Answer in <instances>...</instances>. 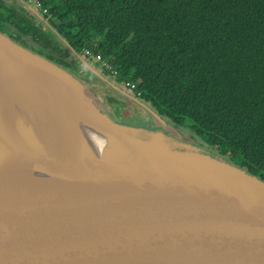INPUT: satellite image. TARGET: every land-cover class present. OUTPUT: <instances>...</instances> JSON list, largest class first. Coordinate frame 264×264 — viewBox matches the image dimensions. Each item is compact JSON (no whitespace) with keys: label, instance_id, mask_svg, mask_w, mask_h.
<instances>
[{"label":"water","instance_id":"obj_1","mask_svg":"<svg viewBox=\"0 0 264 264\" xmlns=\"http://www.w3.org/2000/svg\"><path fill=\"white\" fill-rule=\"evenodd\" d=\"M90 72L165 124L106 78L114 76ZM0 83L27 102L9 107L29 120L0 108L1 131L28 166L51 176L15 182L21 206L0 196V264H264V181L191 144L169 143L172 155L147 150L145 130L120 125L94 104L85 108L76 76L2 32ZM66 97L78 107L64 104ZM44 115L50 138L37 130ZM62 121L74 123L73 131L89 129L92 146L72 151L68 130H58ZM105 146L124 161H99L96 151ZM180 149L212 168L185 163Z\"/></svg>","mask_w":264,"mask_h":264},{"label":"trees","instance_id":"obj_2","mask_svg":"<svg viewBox=\"0 0 264 264\" xmlns=\"http://www.w3.org/2000/svg\"><path fill=\"white\" fill-rule=\"evenodd\" d=\"M37 1L45 13L0 0V32L69 71L88 51L165 122L264 181V0Z\"/></svg>","mask_w":264,"mask_h":264},{"label":"rangeland","instance_id":"obj_3","mask_svg":"<svg viewBox=\"0 0 264 264\" xmlns=\"http://www.w3.org/2000/svg\"><path fill=\"white\" fill-rule=\"evenodd\" d=\"M2 1V0H1ZM4 4L7 6L12 5L11 2H15L16 8L25 10L24 14L30 11H34L37 13L42 14V10L37 7L34 8L35 6L30 4L29 1H20V0H3ZM27 5L29 6L27 8ZM3 34H6L9 36L10 34L6 33L5 29H3ZM15 40H20L19 36H12ZM28 41L29 38H26ZM14 41V40H13ZM71 57L74 62L78 65L77 69L74 71H69L71 74L76 76L84 85V90L86 91L87 96L85 97L84 100L81 101L83 106L87 109L94 104V107H99L103 109V111L108 114L112 119L117 121L120 125L125 126V127H134V128H139L142 130H145L147 134H143L140 136L143 140H146L145 147L149 151H154V152H165V154L172 155L173 150L169 148V143L171 142H181V143H187L191 144L194 146H197L200 148V151L203 155L208 154L211 157L216 156L215 153H212L206 146L202 143L201 140L197 138V136L190 134L187 128H176L175 126H172L170 122H165V124H161L157 120H155L148 112H146L144 109H142L140 106H138L135 102L130 101L128 97H123L121 94H119L118 91L110 88L107 84L99 80L96 76H94L91 72L90 69L95 70L96 72L100 73L101 75L104 76L105 72L103 70V63H99L96 61L95 58H90L83 54L81 56L84 60V63L87 64V68L84 67L83 63L77 60L72 54ZM106 75V74H105ZM108 76V75H107ZM110 82L114 83L113 78L111 77H106ZM119 88H122L123 85L121 84L118 86ZM123 89V88H122ZM128 94H131L128 92ZM115 98L119 102L123 103L122 106L116 104L115 102L112 103V107L110 109V106H107L105 102L108 101V98ZM11 110L16 111L15 119L18 122H21L23 124H28L29 120L24 112L20 109V107L15 106L11 108ZM118 110V114L116 115ZM116 111V112H115ZM29 125V124H28ZM26 125V126H28ZM154 139L157 141V144H151L150 140ZM166 144V145H164ZM107 146H105L103 149H98L96 151L97 153V159L101 162L108 163V164H120L124 160L122 158V155L117 153L116 151H113V149H106ZM5 149L6 146L4 145V148L0 145V153L2 155L5 154ZM182 151L179 159L184 161L185 163L199 166V167H204V168H212V165L207 163L203 157L196 156L193 158L190 157H184L185 152L183 153L184 150L180 149ZM12 158L13 156L9 154ZM15 159V158H14ZM222 161L226 162L229 165L236 166L233 162L229 161L227 158H220ZM25 166H28L24 164Z\"/></svg>","mask_w":264,"mask_h":264},{"label":"bare ground","instance_id":"obj_4","mask_svg":"<svg viewBox=\"0 0 264 264\" xmlns=\"http://www.w3.org/2000/svg\"><path fill=\"white\" fill-rule=\"evenodd\" d=\"M132 92V90H131ZM132 95L137 97L133 92ZM138 98V97H137ZM67 106L73 107L76 109L78 104L72 98H63L61 100ZM21 104L22 106H27L25 100L16 95L11 90L5 89L0 83V108L3 113H6L10 118L16 115L15 110L10 109V105ZM1 111V110H0ZM45 121L41 122L37 130L40 133L45 134V137L51 136L52 128L45 130L44 123L51 122L49 115H44ZM73 123L62 121L58 126L61 135L63 132H69V138L66 140L67 144L71 146L72 151H76L75 147L78 144L88 143L89 146H92L93 134L89 133V129L86 132L83 131H73L75 126ZM0 126V145L4 148L6 146L5 154L0 153V196L9 202L12 206L18 207L21 206V200L17 195L14 188V183L17 181L23 182H45L46 179H49L51 176L44 171L39 172V170H34L30 166H25L27 164L23 161L22 156L19 152H16V149L11 144L9 140L5 138L3 131H1ZM46 132V133H45ZM50 138V137H49ZM47 141V140H46ZM11 154L13 158L9 155ZM15 158V159H14ZM28 165V164H27ZM41 173V174H40Z\"/></svg>","mask_w":264,"mask_h":264},{"label":"built area","instance_id":"obj_5","mask_svg":"<svg viewBox=\"0 0 264 264\" xmlns=\"http://www.w3.org/2000/svg\"><path fill=\"white\" fill-rule=\"evenodd\" d=\"M27 1H29L30 4L34 5V6H35L34 8H37V7L40 6V4H39V2H38L37 0H27ZM42 12L45 13L46 10H42ZM84 53H85V55H87V56L89 57V59H90V58H95L96 61H98V62L100 61L98 57H93V56H91V54H90L88 51H85ZM103 65H104V64H103ZM113 75H114V74H113ZM113 75H112V76H113ZM124 86H125L126 88H129L130 90H133V89H134V86L131 85V84H128V83L124 84Z\"/></svg>","mask_w":264,"mask_h":264},{"label":"flooded vegetation","instance_id":"obj_6","mask_svg":"<svg viewBox=\"0 0 264 264\" xmlns=\"http://www.w3.org/2000/svg\"><path fill=\"white\" fill-rule=\"evenodd\" d=\"M27 6H28V5H27ZM28 7H29V6H28ZM24 40L27 41L26 39H24ZM59 42H60V41H59ZM27 44L30 45V46L35 47V44H34V42H33L32 40H28V41H27ZM65 70H66V69H65ZM103 73H104V76H106V75H105V72H103ZM110 88H111V87H110ZM122 88H123V89H122ZM122 88H120L121 91H123V92H127V93L129 92V93H131V94H129V95H132V92H131V90H130L129 88H126V87H122ZM133 93H134V92H133ZM119 94H121V93H119ZM122 96H123V95H122ZM123 97H125V96H123ZM125 98H126V97H125ZM128 100H129V102L131 101L130 98H129Z\"/></svg>","mask_w":264,"mask_h":264},{"label":"crops","instance_id":"obj_7","mask_svg":"<svg viewBox=\"0 0 264 264\" xmlns=\"http://www.w3.org/2000/svg\"><path fill=\"white\" fill-rule=\"evenodd\" d=\"M27 8H28V6H27Z\"/></svg>","mask_w":264,"mask_h":264}]
</instances>
